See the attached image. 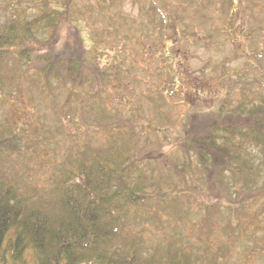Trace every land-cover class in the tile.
Returning a JSON list of instances; mask_svg holds the SVG:
<instances>
[{"label": "rangeland", "instance_id": "374dc122", "mask_svg": "<svg viewBox=\"0 0 264 264\" xmlns=\"http://www.w3.org/2000/svg\"><path fill=\"white\" fill-rule=\"evenodd\" d=\"M40 1L0 0V22L12 12L26 19L38 15L44 9ZM47 1L53 4L55 0ZM164 1L192 16L198 14L197 8L201 9V17L186 23L195 35L199 32L205 36L207 33L215 35L224 27L233 30L232 36L217 35L210 41L206 38L192 43L194 35L183 41L188 48V66L196 77L186 83L188 89L194 90L193 95L200 89L203 96L207 86L203 83L205 77L200 75L201 68L209 76L215 74L222 62L234 74L251 68L250 74L264 83L263 52L258 53L257 59L251 58L253 65L246 62L245 54L246 48L249 52L253 48L264 49V0H233L235 21L228 18L231 6L222 5L223 0ZM150 3L151 0H74V9L78 10L75 16L81 18L76 19L80 30L76 42L92 45L93 51L98 50L102 62L106 63L113 57L134 56L133 67L129 68L132 75L117 87H105L99 97H94L86 86L62 85L55 79H51V85L43 91L38 71L27 73L12 97L5 91L0 95V137L6 139L12 132L16 137L14 150L5 149L1 153L0 167L6 178L16 181L18 188L33 189L35 198L50 201L54 183L77 168L81 153L114 151L115 159L127 158L136 166L128 183L145 182L144 188L137 190L144 196L137 203L143 205H131L134 210L128 206L116 248L133 244L142 255L163 259L173 246L177 256H186L188 264H264V189L261 191L264 150L245 145L246 156L251 160L249 165L257 168V174L250 190H245L238 199L241 201H234L236 192L241 191L242 183L238 178L235 181L229 172L225 174L226 182L221 181V186L228 188L233 200L226 199L220 191L211 189V172L208 174L197 156L183 153L179 147L183 136L181 119L190 122L197 112L187 104H174L178 99L172 90L175 85H165L169 91L168 101L161 105L157 99L165 75L159 74L158 68L161 65L157 56L162 42L159 25L153 26V21L146 16ZM99 7H104L110 15L105 18ZM116 8L125 19L115 17L111 10ZM111 28L117 34L109 32ZM47 34L37 32L41 39ZM167 46L169 50L172 48L171 44ZM111 80L118 82L115 78ZM237 93L230 96L231 105L240 99ZM171 95L173 99L169 98ZM148 97H152V101ZM209 103L205 101L203 107H197L206 112L212 108ZM203 115L205 113L200 112L196 119L203 122L206 119L201 117ZM61 120L63 127L59 124ZM134 130L135 136H132L130 133ZM163 156L171 163L167 172L159 168ZM206 164H210L209 161ZM174 165L184 166V175L173 170ZM32 259L28 251L18 263L8 260L4 264H32ZM92 264H104V261Z\"/></svg>", "mask_w": 264, "mask_h": 264}, {"label": "trees", "instance_id": "16d2710c", "mask_svg": "<svg viewBox=\"0 0 264 264\" xmlns=\"http://www.w3.org/2000/svg\"><path fill=\"white\" fill-rule=\"evenodd\" d=\"M40 2L44 9L34 17L26 19L12 12L0 22V95L5 91L6 95L12 97L21 78L31 71H38L41 75L43 91L51 85L50 80L55 79L62 85L86 86L94 97H99L105 87H117L132 75L129 68L133 67L131 59L134 56L113 57L111 62L106 63L102 62L98 50L93 51L92 45L83 46L82 41L76 42V37L80 35L76 19L81 18L75 16L78 10L74 9V0H55L53 4L47 0ZM221 4L231 6L227 16L235 21L234 1L223 0ZM197 9L199 15L192 16L164 0H151L148 5L146 16L153 21V26L159 25L160 42L162 39L157 58L161 65L158 67L159 74L165 75V80H161L162 87L158 90L157 99L161 105L168 101L169 91H166L165 85H175L172 90L177 93L178 99L174 104H187L197 112L190 122L181 119L183 136L179 147L183 153L197 156L208 174L211 172V189L220 191L226 199L233 200L228 188L221 186L225 174L229 172L235 181L238 178L242 183L241 191H235L237 196L234 201H241L238 199L245 190H250L249 186H252L257 174V168L249 165L251 160L246 156L248 149L245 145H255L264 150V83L250 74L253 69L234 74L222 62L215 74L209 76L201 68L200 75L205 77V82L199 80L207 86L203 96H200V89L195 95L192 94L194 90L188 89L186 83L191 79L196 80V77L188 66V48L183 41L193 35L192 43L206 38L210 41L214 36H229L233 32L224 27L215 35L207 33L205 36L202 32L193 34L186 23L203 15L201 9ZM100 10L105 18L110 15L104 7ZM111 12L120 20L126 18L118 8ZM39 31L48 34L41 39L37 36ZM110 31L117 34L113 28ZM169 44L172 47L170 50ZM246 50V62L251 65L253 56L254 60L259 52H263L264 56V49ZM114 78L117 83L111 80ZM254 83L257 85L254 86ZM234 92H238L240 99L231 105L230 96ZM169 98L173 99V96ZM148 99L152 101V97ZM205 101L212 103V108L206 112L202 108ZM200 112L205 113L201 116L206 118L203 122L196 119ZM63 123L61 120L59 124L63 127ZM128 125L133 128L130 122ZM131 132L135 136V130ZM14 137L13 132L6 139L0 137V157L3 150H14ZM104 152L81 153L77 168L70 170L65 179L54 183L50 201L35 198L33 189L18 188L16 181L6 178L0 167V264L8 260L18 263L28 251H31L32 264H92L99 260L104 264H188L186 256H177L173 246L169 247L163 259L142 255L137 246L130 242L127 248L114 246L123 229L121 224L129 212L128 206L143 205L137 203L144 197L137 190H142L145 182L140 180L141 184L136 185L128 183L131 181V171L136 167L134 162L127 158L115 159L114 154L117 153L114 151ZM207 161L210 164H206ZM159 166L160 170L167 172L171 163L163 156ZM173 170L182 176L186 168L174 165ZM206 220L204 218L203 221Z\"/></svg>", "mask_w": 264, "mask_h": 264}]
</instances>
